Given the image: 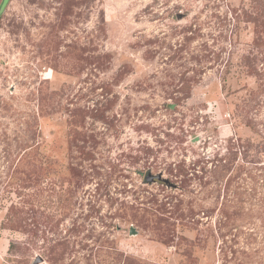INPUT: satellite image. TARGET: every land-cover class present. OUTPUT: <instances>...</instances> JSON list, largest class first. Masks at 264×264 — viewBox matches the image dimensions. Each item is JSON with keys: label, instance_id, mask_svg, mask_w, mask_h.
<instances>
[{"label": "rangeland", "instance_id": "rangeland-1", "mask_svg": "<svg viewBox=\"0 0 264 264\" xmlns=\"http://www.w3.org/2000/svg\"><path fill=\"white\" fill-rule=\"evenodd\" d=\"M37 262L264 264V0H0V264Z\"/></svg>", "mask_w": 264, "mask_h": 264}, {"label": "water", "instance_id": "water-1", "mask_svg": "<svg viewBox=\"0 0 264 264\" xmlns=\"http://www.w3.org/2000/svg\"><path fill=\"white\" fill-rule=\"evenodd\" d=\"M131 234H134L133 231L131 232ZM34 264H38V262L37 263H34Z\"/></svg>", "mask_w": 264, "mask_h": 264}]
</instances>
